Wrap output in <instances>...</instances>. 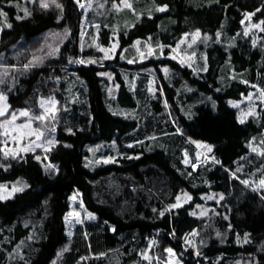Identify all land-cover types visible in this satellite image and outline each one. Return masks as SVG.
<instances>
[{
    "label": "trees",
    "instance_id": "1",
    "mask_svg": "<svg viewBox=\"0 0 264 264\" xmlns=\"http://www.w3.org/2000/svg\"><path fill=\"white\" fill-rule=\"evenodd\" d=\"M101 1V7L92 4L86 21L98 22V39L108 45L114 0ZM151 1L167 8L142 13L122 27L118 51L109 60L91 43L82 44L75 0H43L47 8L42 0H0L5 117L19 109L38 115L43 99L54 100L52 116L37 124L47 122L56 140L17 155L0 149V182H28L0 198V252L2 245L7 252L0 254V264H146L140 252L150 235L151 264H164L169 250L181 264H264V189L254 186L264 177V154L249 148L264 129V108L241 123L238 109L229 105L264 81V0ZM247 11L261 22L257 41L241 31ZM195 29L201 39L192 67L170 58L129 65L119 55L147 36L166 55L183 33ZM34 58L40 62L25 68ZM149 67L159 88L150 94L149 74L140 71L134 93L124 75ZM103 82L113 85L110 98L122 106L140 105L141 115L112 112ZM99 139L115 140L114 160L88 167L85 144ZM191 140L212 145L213 159L194 169L182 162L183 148L194 155ZM74 189L95 220L67 237L63 217ZM184 191L190 198L172 206ZM198 206L206 207L204 214L195 213ZM194 229L191 248L183 238Z\"/></svg>",
    "mask_w": 264,
    "mask_h": 264
},
{
    "label": "rangeland",
    "instance_id": "2",
    "mask_svg": "<svg viewBox=\"0 0 264 264\" xmlns=\"http://www.w3.org/2000/svg\"><path fill=\"white\" fill-rule=\"evenodd\" d=\"M99 2L97 5L99 7L102 6L103 1L101 0H75L78 8L81 11V22H80V34L82 38V44L84 41L87 43H91L96 50L100 52L101 59H113L118 51L119 48V39H118V32L122 27H128L131 25L135 20H137L142 13H152L154 10H165L167 8L166 5H155L151 0H114L112 3V10H110L111 15L113 12L111 22L108 24L111 28L112 34L109 39L108 45H103L100 43L98 39V22H87L86 21V14L90 10L92 4ZM125 3L130 5V7H126ZM161 11V10H160ZM246 17H248L246 19ZM167 20H163L161 22V26ZM92 24L94 29L92 34L87 36L86 28L89 24ZM241 31L244 34H250L254 37V40L257 41L262 37V25L261 22L255 21L252 17V12H245L244 16L241 20ZM198 33V35H197ZM201 37L200 30L195 29L193 31H187L183 33L182 37L176 42L174 46H171L170 52L166 55L163 52L162 44L160 43H153L150 38L147 36L144 39H135L131 43V45L125 49H122L119 53L122 60L129 65H135L138 63H143L148 61L149 59H161V58H170L182 65H188L189 67L193 66L195 61V51L194 45L196 42L199 41ZM103 49V51H102ZM84 61V60H83ZM132 61V63H129ZM86 62V61H84ZM133 69V68H132ZM164 72H167L166 67H161ZM148 73L149 79L147 83V90L150 94L156 93L157 89L159 88L160 83L156 79L154 75V70L152 67L143 68H134L132 76L128 77L126 74L124 75L125 80L128 83V87L130 90L134 91V93L139 92L140 88V79L141 76L139 72ZM138 72V73H137ZM100 73H104L101 71ZM104 84V91H105V98L107 107L114 113H117L123 117H138L139 114L141 115V107L140 105L137 106H127V105H120L116 98L111 97V91L113 89V85L111 83ZM115 87V85H114ZM264 92V81L257 82L254 87L249 91L247 95H243L241 99L229 100V105L238 109V119L241 120L242 114H248L244 117V120H247L250 116H256L258 114L257 108H264V96L261 93ZM4 95L3 93H0ZM5 96V95H4ZM250 97V98H249ZM138 101H142V97L138 96ZM54 100L51 99H43L41 101L42 110L38 115L32 116L29 114L27 117L19 116L21 111H27L26 109H19L16 111H12L8 117H0V124H3L5 119H11L13 114L16 115V120L13 124L9 125L7 131L11 133V135H5L4 127H0V149L3 152H7L8 154L17 155L19 153L25 152L22 149H36L40 148L44 150L47 145L53 144L55 140V131L52 129L51 131L47 128L46 123H38L37 122H44L49 119L54 111V106L51 102ZM3 103L7 104L9 109V105L7 100L5 102H0V106ZM51 109V111H48ZM48 111L47 118L44 120H36L34 117L40 116ZM28 112V111H27ZM7 114V113H6ZM27 123H31V129H20V125H24ZM30 130H36L38 132L43 133L40 135L39 139H37L36 135H27L26 133ZM21 132L24 133L21 136ZM13 136H16V139H13ZM162 142V141H161ZM163 143V142H162ZM191 143L195 146V152L193 156H190L189 152L183 148L182 149V162L184 164L190 165L193 169L196 168L199 164L204 163L210 159H213L212 155V145L200 141V140H191ZM39 145V147H37ZM115 147L116 143L115 140H104L99 139L92 142H87L85 144V148L87 150V154L84 156V164L88 167H94L101 163H106L105 161H112L115 157ZM211 148V152L208 151V148ZM249 148L252 150L253 148L256 149L255 152L259 154H264V129L262 134L257 138H251L249 140ZM264 180V177L258 179L255 182V188L260 186L264 189V185L260 184V181ZM25 185H28V182L23 178H18L16 180H9L0 182V198L4 199V197L8 198L13 196L16 192H13V188H24ZM189 194L187 192H181L176 201L172 204V206L181 205L183 202L188 200ZM206 211V207L198 206L196 210V214H204ZM64 232L67 237L71 236L77 226H83L85 223L94 221L95 220V213L90 211L81 196V192L78 189H74L68 196V210L64 214ZM196 230H192L191 232L187 233L184 238V244L188 247L195 248L196 247ZM155 244V238L153 235H150L147 239V245L141 250L140 255L142 258L146 260V264H151L153 256L151 253V248ZM1 249L3 251L0 254L5 255L4 252L5 247L2 245ZM164 264H181L180 259L178 256L170 251L168 253V257Z\"/></svg>",
    "mask_w": 264,
    "mask_h": 264
},
{
    "label": "snow or ice",
    "instance_id": "3",
    "mask_svg": "<svg viewBox=\"0 0 264 264\" xmlns=\"http://www.w3.org/2000/svg\"><path fill=\"white\" fill-rule=\"evenodd\" d=\"M53 3H55V0H53ZM40 6H41L42 8H47L49 5H48L47 3H44L43 0H42ZM125 6H126V7H130V5H128L127 3H125ZM56 7H60V5L57 4ZM160 10L163 11V9H160ZM28 14H29V13H27V11H25V16H27ZM0 15H5V14L2 13V12H0ZM18 18H22V17H18ZM247 18H248V17H246V19H247ZM197 35H198V33H197ZM102 51H103V49H102ZM51 54H53V53H49V55H51ZM38 62H40L39 59H38V58H34V60H33L32 62H30L28 65H25V68L31 67V66H33V64L38 63ZM89 62H90V63H94V61H89ZM80 63H84V61L81 60ZM129 63H132V61H129ZM13 70H14V67H13ZM2 74H3L4 76H6V75L8 74V71L5 69V70H3V73H2ZM0 82H2V80H0ZM261 95L264 96V92H262ZM249 98H250V97H249ZM5 101H6V97H5L4 95L0 94V102H5ZM51 103H52L53 106H54V101L51 102ZM48 111H51V109H49ZM48 111H46L44 114H42V115H40V116L34 117V119H36V120H44V119H46V118H47V115H48ZM6 113H8V107H7V104H6V103H3V105L0 106V117H5V116H6ZM249 114H251V113H248V114H242V117H241L240 122L243 123L244 117H245L246 115H249ZM28 115H29V114H28L27 111H21V112L19 113V116L27 117ZM16 118H17L16 115L13 114V115L11 116V119H10V120H9V119H5L4 123H3V124H0V127H4V129H5V132H4L5 135H11V133H9V132L7 131V128H8L9 125L13 124V122L16 120ZM19 127H20V129H31V123H27V124H24V125H20ZM26 134H27V135H36V136H37V139H39L40 135H43V133L38 132V131H36V130H30V131H28ZM23 135H24V133L21 132V136H23ZM13 139H16V136H13ZM37 147H39V145H37ZM22 150H25V151H26V150H28V149H22ZM208 151L211 152V148H210V147L208 148ZM252 151H256V149L253 148ZM7 154H8V153L5 152V155H7ZM37 159H39V157H37ZM105 162L107 163L108 161H105ZM242 183L247 184L248 182H247V181H242ZM260 184H261V185H264V180H261V181H260ZM25 187H27V185H25ZM22 190H23L22 188H13V189H12L13 192H19V191H22ZM4 198H6V197H4ZM177 206H178V205H177ZM169 251H171V250H169Z\"/></svg>",
    "mask_w": 264,
    "mask_h": 264
}]
</instances>
